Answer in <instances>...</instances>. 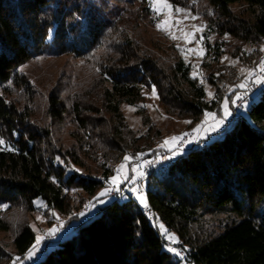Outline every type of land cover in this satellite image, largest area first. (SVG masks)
Segmentation results:
<instances>
[{
  "label": "trees",
  "instance_id": "1",
  "mask_svg": "<svg viewBox=\"0 0 264 264\" xmlns=\"http://www.w3.org/2000/svg\"><path fill=\"white\" fill-rule=\"evenodd\" d=\"M169 1L185 6L189 0ZM202 1L214 16L208 17V40L217 34L243 44L264 43V0ZM106 2L0 0V135L11 147L0 151V205L33 208L40 199L48 208L66 212L71 190L94 196L119 165L140 158L153 161L161 132L144 114L147 130L138 135L122 110L141 103L145 89H156L169 113L195 122L223 99L207 102L206 90L189 65L162 59L134 36L140 24L134 16L148 17L145 3L125 6V0H114V8ZM241 3L250 18L232 10ZM207 46L218 62L222 45ZM62 56L89 61L100 71L69 89L59 83L46 99L50 125L37 123L33 111L39 106L38 92L20 69L31 60ZM210 82L218 85L215 75ZM231 86L235 88L227 90V98L232 102L236 93L247 90ZM236 115L228 133L169 158L163 167L158 164V171L151 168L144 186L145 210L132 193L114 196L24 264H264V88ZM68 117L77 125L72 135L77 148H64L63 135L54 133ZM82 158L99 163L102 179L69 172L71 165L85 166ZM153 219L177 235L185 257L165 248ZM215 219L220 229L207 230V221ZM7 230L0 213V231ZM36 242L33 229L22 227L14 239L13 259L29 254ZM8 259L0 245V264Z\"/></svg>",
  "mask_w": 264,
  "mask_h": 264
},
{
  "label": "rangeland",
  "instance_id": "2",
  "mask_svg": "<svg viewBox=\"0 0 264 264\" xmlns=\"http://www.w3.org/2000/svg\"><path fill=\"white\" fill-rule=\"evenodd\" d=\"M101 1L103 3L107 1L106 3L111 7H117L113 2L114 0ZM132 1L145 3L149 12L146 18L144 14H141L140 18L139 13L134 16L135 18L138 15L140 19L138 32L134 36L138 35L140 41L144 43L145 49L162 57V59L182 60L186 65H189L192 69V76L197 78L206 90L207 102L219 101L221 97L223 99L220 100L219 106L215 105L214 111L207 112L199 122H195L192 119L182 118L177 114L169 113L162 104L156 89H154L155 92H153V89H145L144 99L141 103L136 106L124 105L122 110L129 127L138 135L144 134L147 130L143 125V115L146 114L150 117L152 124L162 135L158 157L156 156L153 161L140 158L134 164L130 162L131 158H128L131 164L125 162L119 165L109 180L105 181L103 188L94 196L88 195L83 190H71L69 193L70 204L66 212L48 208L47 203L40 199L34 201L33 208L22 205L13 207L9 204H1V216L9 225V230L0 231V245L9 254V259L4 264H14V262L15 264H24L34 261L46 246H53L62 240L82 220L88 219L99 208L111 202L114 196L121 199L126 197V194L132 193L141 208L145 210L146 196L144 186L146 178L150 177L151 168L156 167L157 171L160 170L161 165L163 167L168 164L169 158L187 154L190 149L200 146L207 139L219 137L225 132L228 133L236 124L238 116L235 115V110L237 109V99L241 94L237 95L238 93H236L233 102L227 98V94L235 88L231 86L234 83L236 85L239 84L241 89H247L251 85L250 83L257 80L259 64L264 62V43L259 45L243 44L229 36L219 38L217 34L212 35L208 40L206 36L208 17L214 16L207 4L203 1L201 2V0L196 1L198 2L197 5L191 4L194 3V0H189L185 3V6L173 5L167 0V3L171 5V9L165 8L163 3L154 6L150 5L149 0H125V6L127 4L131 5ZM231 7L236 14H245L243 15L245 18H250V15L246 12V4L241 3ZM154 8H159L160 11H155ZM132 11L135 14L137 10ZM198 29L200 30L198 31ZM173 36L176 38L173 39ZM208 43L213 45V47L216 43L222 45L223 52L218 62L212 60L214 57L212 51L210 53L207 52L209 49ZM99 71V66L96 67V64L94 65L89 61H80L71 56L31 60L22 66L20 72L32 81L38 92L35 102L39 106L33 111L35 121L37 123L46 122L50 125V120L46 116V99L59 83L68 86L67 89H69L79 82L90 81L94 74L99 73ZM214 75L216 82L220 85V88L222 87V89L219 88L218 93L216 91L218 85L214 86L210 82V77H214ZM241 85H244V87H241ZM261 91L262 89L254 95L252 101H256L259 98ZM252 101L246 103L244 108L238 109L237 114H243ZM225 105H227V110H225ZM208 114L213 115L209 116ZM76 126L71 117H68L65 124L54 127V133L63 135L64 148H77L76 140L72 137L74 133H77ZM173 137H178L179 139L175 143H165V141H171ZM0 138L5 142L0 145V151L10 150L9 142L1 135ZM135 159L133 160L135 161ZM83 161L85 165L83 168L71 165L69 172L77 171L81 174L102 179V169H100L98 162L87 159H83ZM158 164L161 165L158 166ZM122 165L123 167H121ZM114 178L116 183H113ZM133 179H135L133 186L129 185ZM144 179L145 181H143ZM124 186L127 187L126 190H123ZM109 188H111V191L107 195L102 196L101 193ZM141 197L144 203L141 202ZM153 222L164 240L165 248L172 250L173 253H179V255L177 254L179 257H185L186 254L180 248V240L177 235L174 232H170L162 222L156 219H153ZM219 223V219L209 220L207 221L206 229L215 228L219 230ZM26 225L33 229L40 242L38 244L36 242L35 247L31 250V253H33L31 257L27 254L19 260H14L13 257H16L14 239L22 227ZM53 230L55 231L53 232ZM169 236L174 237L177 242H173V240L169 239ZM48 240L53 242L47 243Z\"/></svg>",
  "mask_w": 264,
  "mask_h": 264
},
{
  "label": "built area",
  "instance_id": "3",
  "mask_svg": "<svg viewBox=\"0 0 264 264\" xmlns=\"http://www.w3.org/2000/svg\"><path fill=\"white\" fill-rule=\"evenodd\" d=\"M257 80H255L249 88L240 96V98L237 100V109L243 108V106L246 103H249L253 100L254 95L259 92L261 89L264 88V62L259 64L258 67V75H257ZM237 114V111H235ZM235 114V115H236ZM53 242L52 240H48L47 243Z\"/></svg>",
  "mask_w": 264,
  "mask_h": 264
},
{
  "label": "snow or ice",
  "instance_id": "4",
  "mask_svg": "<svg viewBox=\"0 0 264 264\" xmlns=\"http://www.w3.org/2000/svg\"><path fill=\"white\" fill-rule=\"evenodd\" d=\"M161 3H163V5H164V7L165 8H168V9H171V5L170 4H168L167 3V0H149V4L150 5H157V4H161ZM154 10L155 11H160V9L159 8H154ZM158 27H159V25H158ZM200 29H198V31H199ZM173 39H175L176 37L175 36H173L172 37ZM241 87H244V85H241ZM153 92H155V90L153 89ZM225 110H227V105H225ZM209 116H212L213 114H208ZM221 123H222V121H221ZM179 138L178 137H173L172 139H171V141H165V143L167 144V143H175L177 140H178ZM5 142H4V140L2 139V138H0V145H3ZM125 159H128V157H126ZM121 167H123V165L121 166ZM141 175H143L142 173H141ZM126 179V178H125ZM113 183H116V180H115V178H114V180H113ZM109 191H111V188H109V189H106L105 190V192H103V193H101V195L102 196H105V195H107L108 194V192ZM141 202L142 203H144V200H143V198L141 197ZM145 207H147V204L145 203ZM161 227H163L162 225H161ZM55 230H53V232H54ZM169 239H171V240H173V242H177V241H175V238L174 237H172V236H169ZM40 242V240H39V238H37V244ZM173 251H175L174 249H173ZM178 255H179V253H177ZM33 255V253H29V257H31ZM20 258L19 257H17V260H19ZM14 264H15V262H14Z\"/></svg>",
  "mask_w": 264,
  "mask_h": 264
}]
</instances>
